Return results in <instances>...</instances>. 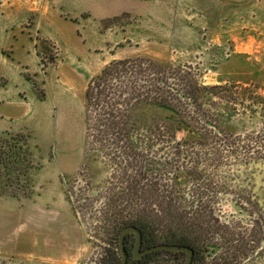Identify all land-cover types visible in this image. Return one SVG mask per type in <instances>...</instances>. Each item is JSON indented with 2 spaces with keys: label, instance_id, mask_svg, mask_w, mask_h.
Returning a JSON list of instances; mask_svg holds the SVG:
<instances>
[{
  "label": "rangeland",
  "instance_id": "374dc122",
  "mask_svg": "<svg viewBox=\"0 0 264 264\" xmlns=\"http://www.w3.org/2000/svg\"><path fill=\"white\" fill-rule=\"evenodd\" d=\"M231 5L225 9L201 2L183 7L175 27L162 30L161 43L124 39L127 27L137 24L130 15L106 20L101 31L111 39L118 34L120 42L107 41L103 49L92 48L86 54L81 53L85 41L70 20L61 18L50 27L35 11L24 8L15 19V13L2 15L0 7V138L8 132L30 136L38 167L32 173L35 195H42L47 206L71 198L91 246L83 264H101L108 252L100 223L110 171L100 152L88 148L86 101L89 83L110 64L105 58L116 53L120 58L152 57L173 67L192 68L203 87L231 84L229 93L222 91L225 100L204 101L212 122L235 136L264 127V107H253L256 99L264 102V0H234ZM50 13L56 14L53 6ZM44 47L49 49L46 55ZM53 54H58L55 63ZM169 114L144 107L136 116L140 129L147 130ZM178 137L191 134L180 132ZM160 155L174 162L165 152ZM223 172L211 178L219 188L193 186L184 171L179 175L185 210L208 215L202 209H213L207 262L249 243L250 256L240 264H264V162ZM185 258L161 252L147 264H185Z\"/></svg>",
  "mask_w": 264,
  "mask_h": 264
},
{
  "label": "trees",
  "instance_id": "16d2710c",
  "mask_svg": "<svg viewBox=\"0 0 264 264\" xmlns=\"http://www.w3.org/2000/svg\"><path fill=\"white\" fill-rule=\"evenodd\" d=\"M48 52L45 48V55ZM57 57L53 54L51 62ZM230 86L203 87L192 68L173 67L147 57L115 60L91 80L86 91L87 145L100 152L110 171L100 223L108 252L101 264H122L119 240L129 226L142 231L144 249L160 244L194 248L193 264L248 260L249 243H241L207 262L213 209H202L208 215L187 212L178 186L181 171L193 186L219 188L220 183L212 180L216 173L264 162V127L242 136L226 134L205 111L204 101L209 97L225 100L222 91L229 93ZM256 100H252L253 107H264V102ZM144 107L165 109L170 114L143 130L136 114ZM180 132L191 137L179 139ZM29 139L27 134L10 132L0 138V197L23 200L35 195L32 173L38 167ZM163 152L174 162L166 161L160 155ZM135 240L134 235L125 240L129 264H147L161 253L135 261Z\"/></svg>",
  "mask_w": 264,
  "mask_h": 264
},
{
  "label": "crops",
  "instance_id": "0c3cea01",
  "mask_svg": "<svg viewBox=\"0 0 264 264\" xmlns=\"http://www.w3.org/2000/svg\"><path fill=\"white\" fill-rule=\"evenodd\" d=\"M234 0H0L2 15L13 17L27 8L37 12L48 26L53 27L61 18L74 24L82 43L81 53L92 48L103 49L105 42H120L118 34L111 39L104 35L102 22L123 15L135 18L127 27L124 39L137 41L156 40L161 43L162 30L175 27L176 14L189 5L200 6L201 2L219 8H230ZM239 1V0H236ZM56 14L50 13V7ZM139 28V30H136ZM132 54L120 58L116 53L105 58L106 65L115 61L139 58ZM148 58V57H147ZM152 58V57H150ZM113 60V61H112ZM152 60L160 62L158 59ZM107 67V66H106ZM105 67V68H106ZM103 71V70H102ZM101 71V72H102ZM97 76V75H96ZM66 196V193H65ZM67 197V196H66ZM0 197V264H83L91 253L87 231L77 217L68 198L61 204L47 206L44 197L36 194L23 199Z\"/></svg>",
  "mask_w": 264,
  "mask_h": 264
},
{
  "label": "water",
  "instance_id": "95a60500",
  "mask_svg": "<svg viewBox=\"0 0 264 264\" xmlns=\"http://www.w3.org/2000/svg\"><path fill=\"white\" fill-rule=\"evenodd\" d=\"M129 235H134L136 236L135 240V246L133 249V260L138 261L143 259L146 256H149L154 253H159V252H171V253H180V254H185V264H193L196 252L195 249L190 247V246H180V245H157L155 247H152L150 249H144L143 248V241H144V236L143 233L140 229L136 227H127L125 228L120 236L119 240V247L120 251L122 254V264H129V257L130 253L126 247L125 240Z\"/></svg>",
  "mask_w": 264,
  "mask_h": 264
}]
</instances>
